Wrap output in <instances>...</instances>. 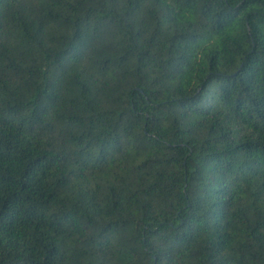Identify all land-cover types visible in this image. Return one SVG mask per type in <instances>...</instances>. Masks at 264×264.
Masks as SVG:
<instances>
[{
	"label": "trees",
	"instance_id": "16d2710c",
	"mask_svg": "<svg viewBox=\"0 0 264 264\" xmlns=\"http://www.w3.org/2000/svg\"><path fill=\"white\" fill-rule=\"evenodd\" d=\"M0 264H264V0H0Z\"/></svg>",
	"mask_w": 264,
	"mask_h": 264
}]
</instances>
